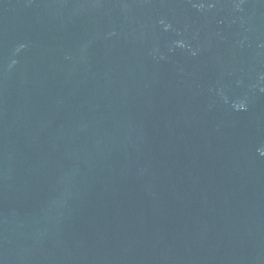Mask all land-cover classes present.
I'll use <instances>...</instances> for the list:
<instances>
[{"label":"water","instance_id":"obj_1","mask_svg":"<svg viewBox=\"0 0 264 264\" xmlns=\"http://www.w3.org/2000/svg\"><path fill=\"white\" fill-rule=\"evenodd\" d=\"M0 264H264V0H0Z\"/></svg>","mask_w":264,"mask_h":264}]
</instances>
